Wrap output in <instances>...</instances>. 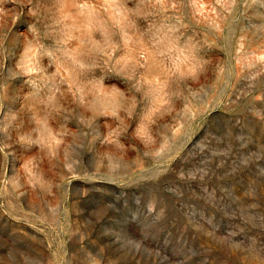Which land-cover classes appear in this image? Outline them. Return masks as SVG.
Listing matches in <instances>:
<instances>
[{
  "label": "rangeland",
  "instance_id": "obj_1",
  "mask_svg": "<svg viewBox=\"0 0 264 264\" xmlns=\"http://www.w3.org/2000/svg\"><path fill=\"white\" fill-rule=\"evenodd\" d=\"M0 264H264V0H0Z\"/></svg>",
  "mask_w": 264,
  "mask_h": 264
}]
</instances>
